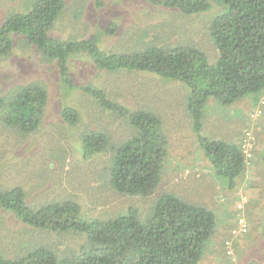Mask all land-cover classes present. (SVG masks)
<instances>
[{
    "label": "rangeland",
    "instance_id": "1",
    "mask_svg": "<svg viewBox=\"0 0 264 264\" xmlns=\"http://www.w3.org/2000/svg\"><path fill=\"white\" fill-rule=\"evenodd\" d=\"M0 0V24L7 4L22 10L28 0ZM68 7L82 9L76 22L61 16L51 35L81 39L99 33L101 49L127 52L149 45L189 44L206 53L210 62L217 50L208 37L211 13L185 16L148 0H66ZM111 33L102 32L110 22ZM16 35L11 53L0 59V92L41 80L48 89L44 118L39 127L24 135L0 123V185H19L30 205L50 201H76L86 218H111L129 207L145 213L154 197L118 192L107 176L108 152L84 158L81 133L105 131L119 142L132 130L114 113L103 110L82 89L90 85L130 110L155 111L168 138L169 158L156 192L173 191L179 196L213 209L214 232L198 264H245L249 259L264 264V92L251 93L231 104L208 98L203 108L202 132L214 140L236 143L243 151L244 168L235 185L216 174L202 155L186 109L187 86L142 71L100 70L83 57L67 64L69 90L57 62L46 63L35 48ZM64 105L78 112L77 124L63 121ZM117 116V117H116ZM125 126V127H124ZM153 197V198H152ZM236 215L248 223L247 233L235 230ZM85 241L73 231L57 233L23 224L0 207V253L24 255L29 249L51 245L61 252H76Z\"/></svg>",
    "mask_w": 264,
    "mask_h": 264
},
{
    "label": "trees",
    "instance_id": "2",
    "mask_svg": "<svg viewBox=\"0 0 264 264\" xmlns=\"http://www.w3.org/2000/svg\"><path fill=\"white\" fill-rule=\"evenodd\" d=\"M148 1L173 9L174 15L211 13L207 31L217 50L216 59L210 62L205 52L189 44L108 52L100 47L99 33L81 39L56 37L50 31L68 12L66 0H28L22 10L8 3L0 24V59L11 53L13 38L21 35L42 61L57 62L65 92L71 85L68 61L78 56L100 70L142 71L184 83L188 88L186 109L202 155L217 175L235 185L244 168L243 151L236 143L203 134V108L210 97L231 104L248 94L264 92V0ZM68 8L67 14L76 22L82 9ZM116 26L112 21L101 31L111 33ZM81 89L132 130L118 143L110 141L105 131H83L84 158L108 152L103 181L118 192L152 195L154 199L144 214L137 207H129L111 218L90 219L81 214L76 201L55 200L34 206L28 203L21 186L1 184L0 207L23 224L57 233L73 231L85 241L70 253L51 245L37 246L14 258L0 253V264H198L217 216L213 209L173 191L156 192L169 158L168 138L158 114L130 110L90 85ZM47 100L48 89L41 80L0 92V123L22 135L35 131L43 121ZM61 116L70 126L77 124L78 112L73 107L64 105ZM261 234L264 237V225ZM245 264L261 263L249 259Z\"/></svg>",
    "mask_w": 264,
    "mask_h": 264
},
{
    "label": "clouds",
    "instance_id": "3",
    "mask_svg": "<svg viewBox=\"0 0 264 264\" xmlns=\"http://www.w3.org/2000/svg\"><path fill=\"white\" fill-rule=\"evenodd\" d=\"M244 157H245V155H244ZM221 178H223V177H221ZM226 184H227V187L233 186V185H229V183H227V182H226ZM233 230H235L239 233H247L248 223H247L246 218L243 215H236L235 228Z\"/></svg>",
    "mask_w": 264,
    "mask_h": 264
}]
</instances>
